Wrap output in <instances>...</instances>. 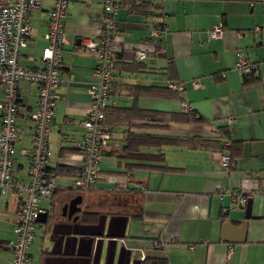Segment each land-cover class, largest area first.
Listing matches in <instances>:
<instances>
[{
  "label": "crops",
  "instance_id": "0c3cea01",
  "mask_svg": "<svg viewBox=\"0 0 264 264\" xmlns=\"http://www.w3.org/2000/svg\"><path fill=\"white\" fill-rule=\"evenodd\" d=\"M52 4L53 0H45L44 9L29 18L27 45L19 59L25 68L44 66ZM139 4L124 0L120 7L115 48L127 62H137L139 52H146V67L117 81L164 88L171 66L175 81L186 88L182 100L117 89L111 104L134 110L138 119L129 132L137 134L212 137L220 127H228L232 141L241 145L234 151L233 169L220 164L222 155H230L229 148L162 145L126 152L128 131L115 128L96 186L87 192L78 189L81 122L90 110L89 88L96 66L88 44L97 41L103 6L102 0H70L64 18L62 83L50 134L48 167L57 189L39 201L44 212L34 229L30 264H264V0H153L151 15L142 13ZM151 21L166 26L160 44L152 37ZM217 26L224 27L223 37L209 39ZM240 56L259 69L257 83L245 86L237 69ZM193 83L201 88L195 89ZM38 92V85L19 84L18 181L30 179V158L21 151L33 147ZM3 99L0 89V102ZM185 106L207 124H175L168 131L165 121L152 120V113L165 118L163 113H179ZM143 113L149 117H139ZM1 129L0 119V135ZM227 191L235 197L249 196L246 205L239 208L230 196L222 203L220 192ZM249 201L251 216L246 219ZM20 204L17 195L0 190V264H11L13 259ZM226 223L232 225V242L223 240Z\"/></svg>",
  "mask_w": 264,
  "mask_h": 264
},
{
  "label": "built area",
  "instance_id": "2783aa9c",
  "mask_svg": "<svg viewBox=\"0 0 264 264\" xmlns=\"http://www.w3.org/2000/svg\"><path fill=\"white\" fill-rule=\"evenodd\" d=\"M70 0H53L50 18L47 24V42L44 48L41 69H28L20 65L22 49L27 45L29 35V18L33 13L44 9L45 0H0V89L4 99L0 103L2 129L0 135V190L2 193L12 192L20 200L18 220L14 226L15 242L11 264H30L29 248L34 241V229L39 216L44 212L39 207V201L50 197L57 189L56 182L47 174L51 160L50 133L58 102V89L62 83L60 71L63 64V51L66 41L64 18ZM120 0H102L103 12L99 34L96 42H90L88 47L96 58L93 70V81L89 94L91 105L86 120L82 123L84 138L82 140L83 163L80 176L75 185L81 191L94 189L101 177L102 153L107 144L103 119L106 104L110 95V80L114 68V52L116 26L114 17L119 10ZM163 31L154 30L152 36L158 38ZM224 27L217 26L208 34L209 39H219L224 35ZM146 52H139L140 58L146 57ZM238 72L246 75L256 70L254 64L240 56L237 65ZM27 82L38 85L39 95L37 109L32 117L33 147L22 150L21 155L30 158L28 181H18L15 178L16 144L21 130L18 124L19 84ZM195 89L200 84L193 83ZM170 88L178 87L170 84ZM186 107V106H185ZM221 167H230V157L221 156ZM226 196L232 197L239 208L246 205L248 198L240 195L235 197L229 191L220 192L222 203ZM157 246H160L157 244ZM233 250L230 251V254Z\"/></svg>",
  "mask_w": 264,
  "mask_h": 264
},
{
  "label": "trees",
  "instance_id": "16d2710c",
  "mask_svg": "<svg viewBox=\"0 0 264 264\" xmlns=\"http://www.w3.org/2000/svg\"><path fill=\"white\" fill-rule=\"evenodd\" d=\"M141 4L138 7V9L142 10V13L146 15H151L153 13L152 4L153 0H139ZM124 4V0H120V7H122ZM137 4H134L132 8L136 7ZM119 7V10H120ZM118 10V12H119ZM138 11V10H137ZM114 17V24L116 26V36L118 32L117 28V22H116V16ZM154 30L157 31H163L166 29V26L164 24L151 21ZM153 30V31H154ZM164 34H160L158 38L155 39V43L160 44L162 41H160L161 36ZM115 36V41H116ZM153 37V36H152ZM154 38V37H153ZM148 58V54H146V57L144 59L140 58V55L138 54L137 62H127L124 59H122L119 55L116 54V50L114 52V68L112 71V78L110 80V95L109 100L106 104L105 108V115L103 119V126L105 127V133L108 136L107 144L103 150L102 157L104 155L105 150L110 146L112 142V136H113V130L115 128H125V131H128L125 141V151L126 152H137L138 149L142 146H162L165 145L167 147H183L188 148L192 150H202V149H223V148H229L230 150V170L233 169L232 165L235 163V153L234 151L239 148L240 142L236 143L232 141L231 135L229 133L228 127H220L219 133L217 132L215 136L212 137H203V136H194V137H184V136H177L173 134H167V135H147V134H137L133 132H129L132 128V121L138 118H135L134 110L130 108L123 109L118 108L115 105L113 106L111 104L112 96L115 94V90H125L129 91L133 95L138 96H148V97H164V98H170V99H181V93L185 90V85L175 81V78L173 77L170 69L171 66L167 68V84L164 88L157 87V86H141L136 84H130L127 82H124L122 80L117 81V77L122 79L123 74H138L142 72L146 67V60ZM258 68L254 71H252L249 74H246L243 76L244 78V84L245 86H250L252 84H255L258 82L259 78V72ZM116 77V79H115ZM118 82V83H116ZM170 84H174L178 87L177 90H174L170 88ZM1 103V102H0ZM58 103V102H57ZM183 103H186L185 101ZM57 108V106H56ZM19 109H20V102H19ZM18 109V114H19ZM37 109V108H36ZM185 110L179 113H163L165 118H162L159 113H152V120H160L165 121L167 124V130L169 131L171 125L175 124H198V125H204L207 124V120L198 114V112L194 110H189V108H184ZM136 110V109H135ZM1 111V110H0ZM56 113V111H55ZM144 115V116H143ZM143 115H139V117L147 118V115L149 117V113H143ZM88 116V115H87ZM55 117V116H54ZM1 119V118H0ZM86 120V118L81 122L82 123ZM159 122V121H157ZM54 124V123H53ZM53 128V126H52ZM51 128V131H52ZM83 129V127H82ZM51 134V133H50ZM83 138H84V129H83ZM227 141H232V146L227 147L226 143ZM50 142V139H49ZM17 154L15 156L16 161ZM141 167V165H139ZM165 169V168H164ZM166 170L170 171L172 169L166 168ZM47 174L49 177H52L50 175L49 167L47 168ZM75 176H80V170L76 173ZM53 178V177H52ZM245 197L249 198V196L244 195Z\"/></svg>",
  "mask_w": 264,
  "mask_h": 264
},
{
  "label": "water",
  "instance_id": "95a60500",
  "mask_svg": "<svg viewBox=\"0 0 264 264\" xmlns=\"http://www.w3.org/2000/svg\"><path fill=\"white\" fill-rule=\"evenodd\" d=\"M76 203V201L73 202V205ZM251 201L248 202V207H247V210H246V219H249L250 216H251ZM40 221V220H39ZM246 224H244L243 226V230H242V238L239 239V241L241 242H244L245 241V233H246ZM230 228H232V225L230 223H226L224 224V227H223V235H224V238L223 240L226 241V242H232L233 241V236L230 234Z\"/></svg>",
  "mask_w": 264,
  "mask_h": 264
}]
</instances>
